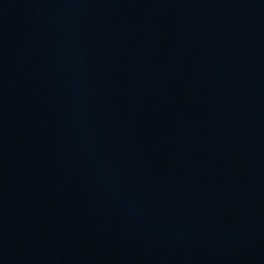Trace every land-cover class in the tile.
<instances>
[{"label": "water", "instance_id": "95a60500", "mask_svg": "<svg viewBox=\"0 0 264 264\" xmlns=\"http://www.w3.org/2000/svg\"><path fill=\"white\" fill-rule=\"evenodd\" d=\"M0 264H264V0H0Z\"/></svg>", "mask_w": 264, "mask_h": 264}]
</instances>
